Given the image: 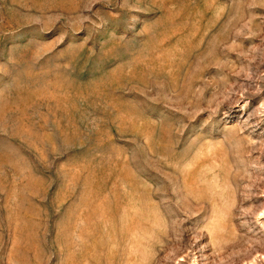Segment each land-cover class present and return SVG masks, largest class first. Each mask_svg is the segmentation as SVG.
<instances>
[{
  "label": "rangeland",
  "instance_id": "374dc122",
  "mask_svg": "<svg viewBox=\"0 0 264 264\" xmlns=\"http://www.w3.org/2000/svg\"><path fill=\"white\" fill-rule=\"evenodd\" d=\"M0 264H264V0H0Z\"/></svg>",
  "mask_w": 264,
  "mask_h": 264
}]
</instances>
